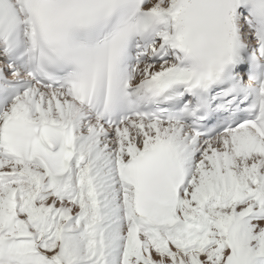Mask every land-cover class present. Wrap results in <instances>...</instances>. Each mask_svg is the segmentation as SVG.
Here are the masks:
<instances>
[{
    "label": "snow or ice",
    "instance_id": "snow-or-ice-1",
    "mask_svg": "<svg viewBox=\"0 0 264 264\" xmlns=\"http://www.w3.org/2000/svg\"><path fill=\"white\" fill-rule=\"evenodd\" d=\"M0 264H264V0H0Z\"/></svg>",
    "mask_w": 264,
    "mask_h": 264
}]
</instances>
